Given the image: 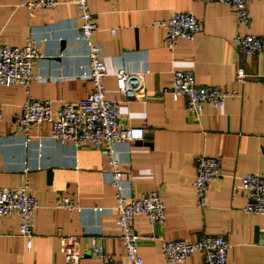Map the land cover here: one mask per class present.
I'll use <instances>...</instances> for the list:
<instances>
[{
	"label": "crops",
	"instance_id": "1",
	"mask_svg": "<svg viewBox=\"0 0 264 264\" xmlns=\"http://www.w3.org/2000/svg\"><path fill=\"white\" fill-rule=\"evenodd\" d=\"M21 1L0 0V39L18 45L29 36L36 39L42 55L34 59L29 94L54 105L87 95L92 89L88 47L79 39L76 5L60 0L29 11ZM88 5L97 24L91 38L101 44L106 66L107 96L118 104L121 125L144 128L143 139L113 145L124 192L141 197L156 189L165 203L163 223L149 222L142 212L133 216L138 233L154 235L139 243L144 263L206 264L199 251L183 261L166 260L160 240L222 234L230 243L227 264H264V214L245 211V193L232 189L243 173L264 174V45L261 53L245 56L232 43L237 31L264 41V0L248 1V23L237 21L233 9L220 1L88 0ZM174 10L192 12L201 29L168 48L165 29L155 21ZM238 65L247 73L243 82L235 79ZM120 68L146 71L144 99L120 93L115 75ZM176 69H190L196 83L238 95L217 108L206 103L194 116L185 99L168 90ZM27 95L22 84L0 83V185H18L26 178L38 201L30 247L18 233V215L0 216V264H67L61 234L77 237L75 247L82 254L77 264H100L93 244L120 264H132L119 238L112 209L117 189L107 180L111 165L103 146L59 141L51 136L49 121L30 125L26 135L15 118ZM198 154L221 158V174L211 181L203 205L191 184ZM61 195L73 199L72 210L58 205Z\"/></svg>",
	"mask_w": 264,
	"mask_h": 264
},
{
	"label": "built area",
	"instance_id": "2",
	"mask_svg": "<svg viewBox=\"0 0 264 264\" xmlns=\"http://www.w3.org/2000/svg\"><path fill=\"white\" fill-rule=\"evenodd\" d=\"M60 0H22L29 11L35 7L51 8ZM73 2L80 18L79 39L88 47L89 70L87 77L91 79L92 89L76 101H64L53 104L48 98H37L29 94L28 85L33 77L34 59L42 52L34 37L29 36L23 44H11L0 39V83L22 84L28 92L21 104V112L15 118L16 127L27 135L32 124L44 121L51 123V136L59 141L74 144L90 142L102 145L108 155L111 165L109 184L116 187V201L112 209L116 212V222L120 227L119 238L122 241L126 255L132 264H145L138 252L140 242L154 238L151 234H141L133 225V216L142 212L149 222L165 221V203L158 190H151L141 197H135L124 192L121 183L122 171L119 159L114 155L113 145L117 141H136L144 137V128L140 125H121L119 109L115 100L107 96L103 78L106 66L102 58V48L98 41H93L91 35L97 27L89 8L88 0H65ZM220 1L228 4L234 11L237 21L248 23L250 14L247 8L249 0H204ZM165 29L164 43L172 48L179 39H192L201 29V21L190 11L174 10L170 15L155 21ZM114 33V29H111ZM236 50L245 56L261 53L264 41L261 37L237 31L232 37ZM146 71L118 69L115 72L117 87L127 98L144 99L146 96L144 74ZM247 73L243 66L238 65L235 79L243 82ZM168 90L175 96L185 99L187 111L199 116L204 104L209 103L214 108L222 105L228 96H236V90H229L216 85L198 84L194 72L190 69H176L173 72ZM2 121V103L0 101V122ZM27 138H29L27 136ZM27 140V139H26ZM196 174L192 187L198 195L201 205L211 181L221 174V158L217 155L198 154L195 157ZM233 192H244L246 202L243 209L250 213L264 214V174L246 172L239 176L238 182L232 186ZM58 205L72 210L73 199L61 195ZM37 198L31 193L28 180L14 186L0 185V216L17 214L19 217L18 233L26 239L27 247L31 246L33 230L32 216L37 207ZM94 209L102 211L103 207ZM111 209V210H112ZM264 237V229L262 233ZM60 248L67 264H77L82 254L76 250L77 237L71 234H61ZM230 243L222 234H207L194 239H161L159 250L168 261H183L195 251H199L206 264H227V252ZM91 251L100 258V264H120L119 260L106 255L100 244H93Z\"/></svg>",
	"mask_w": 264,
	"mask_h": 264
},
{
	"label": "water",
	"instance_id": "3",
	"mask_svg": "<svg viewBox=\"0 0 264 264\" xmlns=\"http://www.w3.org/2000/svg\"><path fill=\"white\" fill-rule=\"evenodd\" d=\"M52 176V170L50 168L47 169V177L50 179Z\"/></svg>",
	"mask_w": 264,
	"mask_h": 264
}]
</instances>
